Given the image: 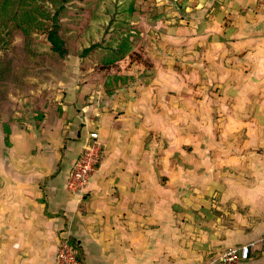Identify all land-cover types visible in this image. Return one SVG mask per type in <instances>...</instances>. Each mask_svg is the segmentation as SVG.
Here are the masks:
<instances>
[{"label":"rangeland","instance_id":"rangeland-1","mask_svg":"<svg viewBox=\"0 0 264 264\" xmlns=\"http://www.w3.org/2000/svg\"><path fill=\"white\" fill-rule=\"evenodd\" d=\"M187 1L68 0L60 14L68 52L62 60L50 52L44 31L61 0H0L6 27L0 31V135L40 107L73 106L74 120L98 133L95 170L148 171L160 197L174 196L181 231L190 213L212 226L214 214L230 206V200L220 203L231 183L254 179L255 158L263 166L262 148H254L242 126L245 112L233 111L244 102L234 95L236 82L210 77L215 60L206 48L184 42ZM93 43L103 48L80 58ZM116 48L125 54H114ZM69 89L77 91L73 101Z\"/></svg>","mask_w":264,"mask_h":264},{"label":"crops","instance_id":"crops-1","mask_svg":"<svg viewBox=\"0 0 264 264\" xmlns=\"http://www.w3.org/2000/svg\"><path fill=\"white\" fill-rule=\"evenodd\" d=\"M186 4L184 42L206 48L216 65L210 77L235 81L234 95L244 98L233 111L245 112L242 126L262 148L254 179L231 183L220 203L230 206L214 214L212 226L190 213L181 231L174 196L160 197L143 169L101 166L81 192L70 191L68 176L95 131L74 120L73 106L40 107L0 135V264H54L62 238L81 264H207L241 245H249V258L239 264H264V15L257 0ZM76 93L66 95L73 101Z\"/></svg>","mask_w":264,"mask_h":264},{"label":"built area","instance_id":"built-area-1","mask_svg":"<svg viewBox=\"0 0 264 264\" xmlns=\"http://www.w3.org/2000/svg\"><path fill=\"white\" fill-rule=\"evenodd\" d=\"M258 8L264 15V0H257ZM101 147L97 142V134L90 135V140L76 159L68 176L67 187L74 193L81 192L87 185L94 172L99 158ZM249 258V245L230 247L212 258L207 264H239ZM54 264H80L77 251L66 238H62L57 247Z\"/></svg>","mask_w":264,"mask_h":264},{"label":"trees","instance_id":"trees-1","mask_svg":"<svg viewBox=\"0 0 264 264\" xmlns=\"http://www.w3.org/2000/svg\"><path fill=\"white\" fill-rule=\"evenodd\" d=\"M67 2H68V0H61V3L56 7V9L51 14L48 13L47 17H49V26H48L47 30H44L46 33V42L49 45L48 48H49L50 52L56 54L62 60L67 56L68 52H67L65 41L61 37V33H60L61 32L60 31V29H61L60 14L65 9V4ZM4 8H5V5L2 2L1 8H0V13L4 11ZM35 14L36 15L32 17L34 23H36V21L38 20V15H37V13H35ZM39 16H40V14H39ZM28 18L31 19L30 15ZM39 23L41 24L42 22L39 21ZM0 26L2 27L0 30L2 32L6 27H4L1 23H0ZM38 26L41 28V25H38ZM98 48H103L102 44L93 43L92 45H89L88 47L84 48L79 57L84 58L86 55H88L89 53H93ZM109 49L111 51L113 50L112 48H109ZM109 49L106 48L105 50H109ZM114 54H118L122 57L125 54V52L121 51L120 48H116L114 50ZM113 61H115V59L112 58V59H109L107 61V63H110ZM77 259H78L79 263L81 264L78 251H77Z\"/></svg>","mask_w":264,"mask_h":264}]
</instances>
